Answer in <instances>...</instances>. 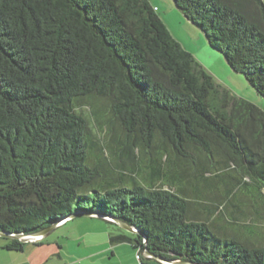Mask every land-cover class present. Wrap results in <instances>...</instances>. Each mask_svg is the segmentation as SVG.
Returning a JSON list of instances; mask_svg holds the SVG:
<instances>
[{"label":"trees","instance_id":"1","mask_svg":"<svg viewBox=\"0 0 264 264\" xmlns=\"http://www.w3.org/2000/svg\"><path fill=\"white\" fill-rule=\"evenodd\" d=\"M173 1L264 98V0ZM88 101L110 156L81 113ZM172 166L198 201L161 183ZM242 190L264 211V110L219 84L149 0H0L1 232L99 213L141 233L113 238L138 256L264 264L243 234L252 226L225 218Z\"/></svg>","mask_w":264,"mask_h":264},{"label":"rangeland","instance_id":"2","mask_svg":"<svg viewBox=\"0 0 264 264\" xmlns=\"http://www.w3.org/2000/svg\"><path fill=\"white\" fill-rule=\"evenodd\" d=\"M149 1L154 7L156 13L161 18V20L167 26L168 30L173 35V37L181 44V46L185 50L190 52L209 73L214 76V78L219 84L231 90L235 95L254 103L262 110H264V98L255 91V89L249 84L243 74L236 73L227 64L225 57L221 52L215 50L209 45L203 31L198 26L191 23L185 18V16L182 14L181 10L177 7L173 0ZM81 113L86 116V118L90 121L91 128L93 129L94 140L100 142V146L105 149L103 151L104 156H110L109 150L105 148V145L109 141L111 136L106 123L100 124L96 121L95 116L93 115L92 104H90L89 101L82 105ZM94 160L96 161V159ZM164 166L169 167L170 165L168 163H164ZM140 168H142L141 170H145L146 165L142 163ZM144 179L147 178H142L141 176H139L137 181L140 183L144 182L146 184L147 182ZM110 181L111 179L108 180L109 183ZM192 181H194V179L191 177V174L187 172L184 168H174L172 166L171 169H169V171L164 176L161 183H180L179 185L181 186V188L184 189V192L186 194L195 195L197 197L195 199L198 201L201 197H199L200 195L198 194V192H196V188L194 186L192 187ZM122 185L125 187H132V183L123 182ZM254 196L243 190L239 192V194H237L234 198V200H236L237 202V208H239H231L230 210H227L225 218L229 219V221H233L236 219L238 223H247L248 225H251L255 233L248 234L247 231H244L243 234L245 238H250L251 240L255 241L256 243H259L261 246L264 247V211H262L263 214H259L262 212H258V210H256L255 213L253 202ZM87 217L89 216L78 218L76 217L75 219L77 221H82ZM57 226H59V224ZM134 229L139 232L136 228ZM247 230H249V228H247ZM55 235H57L55 231H52L50 237ZM131 235L135 237L137 234ZM1 241L7 243L11 242L12 240L1 237L0 242ZM38 241L39 240H35L33 243H38ZM143 242H145V240H143ZM129 247L130 246L125 244L121 249H119L118 252L121 259L114 258L111 263L122 264L124 259H128L125 254L129 252ZM145 251H140L139 256H143L145 258L150 257L149 259L152 260L155 259L151 254ZM78 253L84 254L86 253V251L80 250L78 251ZM148 255H151L152 257ZM135 258L136 261L139 262L137 252L135 254Z\"/></svg>","mask_w":264,"mask_h":264},{"label":"crops","instance_id":"3","mask_svg":"<svg viewBox=\"0 0 264 264\" xmlns=\"http://www.w3.org/2000/svg\"><path fill=\"white\" fill-rule=\"evenodd\" d=\"M68 228V229H67ZM53 231L40 244H24L21 250L7 249L10 242H0V264H113L114 258L121 259L118 250L125 244L130 246L122 264H142L136 261L131 242H118L113 238L125 235L134 239L113 221L100 216H89L82 221L73 219ZM1 238V237H0ZM5 245V246H4ZM86 253L79 254L78 251ZM111 253V254H109ZM157 260H144L143 264H157Z\"/></svg>","mask_w":264,"mask_h":264},{"label":"water","instance_id":"4","mask_svg":"<svg viewBox=\"0 0 264 264\" xmlns=\"http://www.w3.org/2000/svg\"><path fill=\"white\" fill-rule=\"evenodd\" d=\"M86 216H99V213H93V214H85ZM77 215H72L70 217H67V219H73L75 218ZM107 220L113 221V223H115L117 226H119L120 228L126 230L129 233L132 234H137L140 235V232H137L132 226L128 225L127 223L121 221L120 219H118L117 217H111L110 219L108 217H105ZM65 219V218H64ZM62 219V220H64ZM60 220V221H62ZM60 221H56L54 224H52L49 228L36 232V233H32L29 235H24V234H9V233H3L0 231V237H4V238H9V239H13V240H17L26 244H32L34 241L31 240L30 238H36V239H46L50 233L57 227L58 224H60ZM148 252V251H147ZM149 253V252H148ZM150 254V253H149ZM155 260L161 262L162 264H196L193 263L191 261H182V260H168L165 259L164 257H159L156 255L151 254Z\"/></svg>","mask_w":264,"mask_h":264},{"label":"built area","instance_id":"5","mask_svg":"<svg viewBox=\"0 0 264 264\" xmlns=\"http://www.w3.org/2000/svg\"><path fill=\"white\" fill-rule=\"evenodd\" d=\"M110 219V218H109ZM31 240H33V241H35V240H39L38 242H40L41 241V239L39 238V239H36V238H30ZM145 251V250H144ZM145 252H147V251H145ZM148 253V252H147ZM148 256H151V255H148ZM152 257V256H151ZM138 258H139V256H138ZM150 258V257H149Z\"/></svg>","mask_w":264,"mask_h":264},{"label":"clouds","instance_id":"6","mask_svg":"<svg viewBox=\"0 0 264 264\" xmlns=\"http://www.w3.org/2000/svg\"><path fill=\"white\" fill-rule=\"evenodd\" d=\"M23 243V242H22ZM39 243V242H38ZM24 244H26V243H24ZM32 244H35V243H32Z\"/></svg>","mask_w":264,"mask_h":264}]
</instances>
